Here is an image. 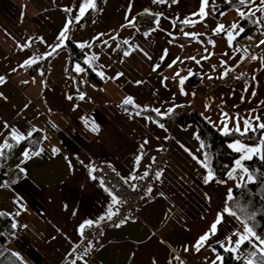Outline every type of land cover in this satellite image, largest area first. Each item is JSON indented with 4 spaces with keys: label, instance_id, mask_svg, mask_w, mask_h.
<instances>
[{
    "label": "crops",
    "instance_id": "1",
    "mask_svg": "<svg viewBox=\"0 0 264 264\" xmlns=\"http://www.w3.org/2000/svg\"><path fill=\"white\" fill-rule=\"evenodd\" d=\"M223 2L106 0L89 23L76 26L83 0H0V148L7 138L41 139L20 165L19 180L13 164L0 165V213L16 225L7 243L27 264H221L216 247L227 251L237 234L246 235L225 211L230 193L249 183L242 153L224 181L206 183L209 172L195 128L179 123L193 111L221 133L225 124L233 132L238 123L242 133L245 120L253 127L264 123V55L249 65L251 85L219 86L245 57L241 21L264 36V11L257 10L264 4L235 2L221 9ZM139 14L156 18L146 33L130 25ZM68 21V38L61 40ZM67 40L88 48L69 68ZM87 70L99 86L87 79ZM20 82L23 91L16 87ZM128 98L131 104L124 103ZM237 141L259 143L234 139L229 145L239 147ZM159 146L168 149V159L138 205V219L112 228L88 258L71 260L80 232L107 220L116 205L89 174L90 160L131 182L148 172L150 152ZM221 213L216 234L196 251Z\"/></svg>",
    "mask_w": 264,
    "mask_h": 264
},
{
    "label": "trees",
    "instance_id": "2",
    "mask_svg": "<svg viewBox=\"0 0 264 264\" xmlns=\"http://www.w3.org/2000/svg\"><path fill=\"white\" fill-rule=\"evenodd\" d=\"M106 0H95V9H89L79 22H74V25L79 26L87 24L91 19L99 13ZM235 2L229 4L227 0L219 6L221 9L233 7ZM155 16L150 14H139L135 16L130 25L136 26L141 32L146 33L155 24ZM247 19L241 21V26L245 27V33L249 32L250 28H246ZM241 35V36H242ZM65 49L69 53L67 67L69 68L75 62H81L87 47H77L71 40H67ZM38 65L34 64L28 68V71L33 74ZM87 79L96 86L100 85V81L96 79L94 74L89 70L86 72ZM194 84L193 81L190 82ZM179 123L182 126L192 125L195 128V137L200 144L202 156L205 159L208 172L211 171L212 182L224 181L227 173L232 168L235 160L239 157L238 152L230 147V143L234 139H246L252 141H260L264 131H249L246 135L239 132H229L228 134L221 133L210 125L198 112H190L179 118ZM41 142V139L35 134L30 138L21 141H15L10 138L6 139L9 145L3 148V156H0V165L5 162H10L15 166V176L19 180L21 172L20 165L25 159V152L35 151ZM244 167L252 175L253 181L242 183L241 187H236L229 196L233 199L226 200L225 205L228 209L235 211L240 216V221H247L250 227H253L254 232L264 237V159L252 158L243 162ZM5 176L0 173V187L5 184ZM251 216V219L248 217ZM12 220L6 215L0 216V264H27L17 253L12 251L7 243L8 238L13 233ZM253 245H256L254 248ZM261 246L258 241L253 240L252 244L244 243L238 250L237 256L232 251H225L217 246L220 254L221 264H244V260L251 259L255 264H259ZM255 253V255H252ZM241 257L243 259H241Z\"/></svg>",
    "mask_w": 264,
    "mask_h": 264
},
{
    "label": "built area",
    "instance_id": "3",
    "mask_svg": "<svg viewBox=\"0 0 264 264\" xmlns=\"http://www.w3.org/2000/svg\"><path fill=\"white\" fill-rule=\"evenodd\" d=\"M251 37V39H249ZM239 44L242 49H247L245 57L230 71L224 75L219 83L222 88L229 87L235 83L251 85L253 80L249 65L254 60L260 59L264 55V36H260L256 30H251L239 38ZM38 46L33 47V51L37 52ZM238 77V78H237ZM16 87L19 91H23L26 85L22 82L17 83ZM152 162L148 169L147 175L141 178H134L131 182L125 180L116 172L100 163L99 160L91 159L89 162V174L96 178L99 183L115 195L120 203H116L111 219H107L97 226H89L81 232L79 243L70 256L71 260H79L88 258L92 252L97 251L101 247L103 236L116 225L124 223H132L138 219L137 207L143 202L147 192L152 189L158 177L164 171V164L168 159V149L159 146L152 150ZM123 221V223H121Z\"/></svg>",
    "mask_w": 264,
    "mask_h": 264
},
{
    "label": "snow or ice",
    "instance_id": "4",
    "mask_svg": "<svg viewBox=\"0 0 264 264\" xmlns=\"http://www.w3.org/2000/svg\"><path fill=\"white\" fill-rule=\"evenodd\" d=\"M227 2L229 4H232L233 2H236L242 7H248L249 2L252 3V4H255V0H227ZM206 3H207V0H202V5L206 4ZM261 4H264V0H261ZM95 7H96L95 0H83V3L79 6V15L76 17V22H79L80 19L83 18V16L85 15L86 9H95ZM257 10L264 11V9H260V8H258ZM237 11L239 12V9H237ZM204 14H205V10H204V7L202 6L201 9H200V15H204ZM249 14L250 15H255L254 12H250ZM239 15L241 17H245L246 13L239 12ZM71 23H72V21H68L67 24H66L65 29L60 33V37L59 38L61 40H64V39L68 38L67 37V33H68V30H69L68 25L71 24ZM185 23H188V21H185ZM257 23L259 24V21H257ZM238 27H239V25L233 23V25H232L233 29H236ZM222 28H223V26L220 25V26H218V28L215 31L218 32ZM228 37H229V42L231 43V40L234 38L231 32L228 33ZM249 39H251V37H249ZM124 43H128V42L124 41ZM80 46L84 47L83 44L80 45ZM244 51H247V49H244ZM124 54L125 55H129L128 52H125ZM93 59H95V57H93ZM252 59H256V57L253 56ZM86 63H87V61H86ZM75 70L77 72L83 71V69L80 67V65H77ZM177 75H179V74H177ZM225 75H227V73H225ZM2 80H3V78L0 77V81H2ZM180 83L181 84L183 83V79H181ZM80 98L83 99V96H81ZM124 103L125 104H131L132 103L131 98L126 99L124 101ZM156 111H157V115H161L159 110H156ZM257 119H259V118H257ZM257 128L262 130V131H264V123H259L256 127H253V126L250 125L249 121L245 120L244 121V129H243V132L241 134L242 135H246L249 131L255 132L257 130ZM223 131H224L225 134L229 133V130L227 128V124L224 125ZM235 131H238V132L241 131V129L239 128V124L238 123H237ZM236 144L239 145V147H236L235 145H231L230 147H234L237 152H241L242 153V156H241L242 160L251 159L253 154L258 155L261 159H264V136H262L260 141H259V143L257 145H254V146L243 145L240 141H237ZM7 147H9V145L5 142V144L3 145V148H7ZM3 148H0V156H3ZM54 151H57V150L54 149ZM35 154L39 155V152H37ZM24 155H25L26 158H29V154L27 152H25ZM236 164H237V166H240L241 165V160H237ZM23 171H24V169H20V172H23ZM243 171L247 172L248 170L245 168V169H243ZM146 175H147V173H146ZM229 175L231 176L232 174L230 173ZM211 178H213L212 177V173H211V171H209V177L206 178L205 182L206 183L209 182V179H211ZM247 179H248L249 182H252L253 181L252 175L248 174ZM241 186L242 185H238V187H241ZM231 199H233V197L229 196V200H231ZM113 203L114 204L115 203H120V201L116 198L115 195H113ZM225 211L228 214L232 215L237 220H240V216H238L235 211H232L231 209H228V208H226ZM114 214L115 213H110L108 219H111V216L114 215ZM0 215H4V214L0 213ZM222 216H223V213L218 214L217 220L212 223V225L210 226L209 231L198 239L197 244L194 245V247L196 248V251H199L200 247L203 246L204 243L207 242L212 235L216 234V232L218 230L217 226L222 222ZM251 218H252L251 216L248 217V219H251ZM90 223L91 222H89V224ZM121 223H123V221H121ZM241 224L244 227V232L246 233V235L237 234L238 235V239L235 241L236 250H238L239 247L242 244H244V243L252 244L253 240L258 241L259 245L264 246V237L258 236L254 232L253 227H250L248 225L247 221L241 220ZM116 226L119 227L120 225L118 224ZM12 227L15 228L16 225L13 224ZM81 235H83V232H81ZM229 239H231V238H229ZM222 247H223V245H222ZM253 247L255 248L256 245H253ZM185 250H187V249H185ZM226 250L227 251H232L233 249H226ZM252 255H255V253H252ZM217 259L221 260L222 258L217 256ZM241 259H243V258L241 257ZM213 264H215V262H213ZM244 264H255V262L252 261L251 259H249V260H244ZM259 264H264V247L261 248Z\"/></svg>",
    "mask_w": 264,
    "mask_h": 264
},
{
    "label": "rangeland",
    "instance_id": "5",
    "mask_svg": "<svg viewBox=\"0 0 264 264\" xmlns=\"http://www.w3.org/2000/svg\"><path fill=\"white\" fill-rule=\"evenodd\" d=\"M235 174L237 173V167L235 168ZM248 172V171H247ZM246 172V173H247ZM249 173V172H248ZM230 249H233L232 252L237 256V253H236V247L234 246V248H230Z\"/></svg>",
    "mask_w": 264,
    "mask_h": 264
}]
</instances>
